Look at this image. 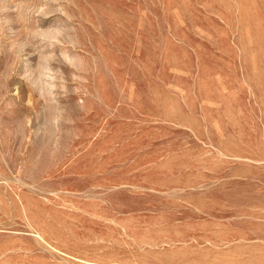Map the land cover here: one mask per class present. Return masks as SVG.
<instances>
[{
	"label": "rangeland",
	"instance_id": "rangeland-1",
	"mask_svg": "<svg viewBox=\"0 0 264 264\" xmlns=\"http://www.w3.org/2000/svg\"><path fill=\"white\" fill-rule=\"evenodd\" d=\"M0 264H264V0H0Z\"/></svg>",
	"mask_w": 264,
	"mask_h": 264
}]
</instances>
